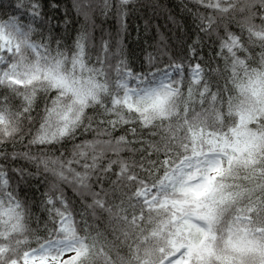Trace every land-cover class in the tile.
I'll list each match as a JSON object with an SVG mask.
<instances>
[{"label":"snow or ice","instance_id":"6c2138e0","mask_svg":"<svg viewBox=\"0 0 264 264\" xmlns=\"http://www.w3.org/2000/svg\"><path fill=\"white\" fill-rule=\"evenodd\" d=\"M143 6L0 0V264H264V0Z\"/></svg>","mask_w":264,"mask_h":264},{"label":"trees","instance_id":"16d2710c","mask_svg":"<svg viewBox=\"0 0 264 264\" xmlns=\"http://www.w3.org/2000/svg\"><path fill=\"white\" fill-rule=\"evenodd\" d=\"M58 2L63 6L64 0H58ZM178 2L179 0H161V3L164 5V11L153 12L150 10L147 0H144V6L132 14V16L129 18L128 34L124 40V45L133 59L139 60V58L142 56L141 50L148 44H153L154 41L159 40V42H167L169 45L176 44L180 33L168 20L167 10L170 8L174 9ZM59 15H63L62 8ZM71 17L72 21L69 25L70 28L74 27L76 24V13L74 11L71 13ZM144 18H148L151 22V28L147 32H145ZM112 22L114 23V21ZM138 27L139 35L137 34ZM157 31H159L161 34V37L163 38L162 40L157 37ZM29 195H31V193H29ZM104 228L105 224L101 222L99 230L103 231ZM105 235H107V233H105ZM124 251L126 252V248Z\"/></svg>","mask_w":264,"mask_h":264},{"label":"rangeland","instance_id":"374dc122","mask_svg":"<svg viewBox=\"0 0 264 264\" xmlns=\"http://www.w3.org/2000/svg\"><path fill=\"white\" fill-rule=\"evenodd\" d=\"M65 255H66V256H69V255H72V253H66Z\"/></svg>","mask_w":264,"mask_h":264}]
</instances>
